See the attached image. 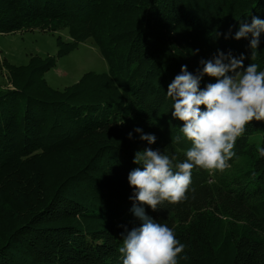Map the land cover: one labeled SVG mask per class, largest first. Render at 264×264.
Here are the masks:
<instances>
[{"label":"trees","instance_id":"obj_1","mask_svg":"<svg viewBox=\"0 0 264 264\" xmlns=\"http://www.w3.org/2000/svg\"><path fill=\"white\" fill-rule=\"evenodd\" d=\"M252 16L264 19V0H0V35L62 27L71 41H57V56L92 39L107 64L62 90L43 79L54 59L5 64L0 264H121V232L140 224L127 181L139 166L133 155L163 150L182 124L165 113L168 84L181 65L195 72L218 49L264 68V34L254 57L250 35L224 37ZM214 82L205 76L200 86ZM135 127L154 133L155 143L135 132L129 139ZM255 134L264 147V121L246 125L224 171L193 168L185 200L155 211L144 205L185 245L178 264H254L264 248V158H253ZM188 147L170 151L183 160ZM63 155L75 157L55 171Z\"/></svg>","mask_w":264,"mask_h":264},{"label":"clouds","instance_id":"obj_2","mask_svg":"<svg viewBox=\"0 0 264 264\" xmlns=\"http://www.w3.org/2000/svg\"><path fill=\"white\" fill-rule=\"evenodd\" d=\"M262 34L264 19L252 16L250 22L239 21L234 34L230 26L224 37L239 40L250 35L248 46L254 57ZM244 59L243 54L237 57L218 49L210 59H201L195 72L181 65L179 74L168 84L165 113L170 112L171 118L182 124L172 126L170 143L163 150L145 147L133 155V163L139 166L128 173L127 181L133 189L131 212L140 224L121 232V264H178V254L185 245L167 223L148 216L144 205L155 211L165 202L185 200L193 168L224 171L237 155L235 145L246 125L252 120L264 121V68L258 63L245 67ZM205 76L215 78V82L201 88ZM133 132L149 146L157 139L140 127L128 133L129 139ZM183 142H190V147L182 150L184 159L178 160L170 148ZM257 153L264 158V147H258Z\"/></svg>","mask_w":264,"mask_h":264},{"label":"rangeland","instance_id":"obj_3","mask_svg":"<svg viewBox=\"0 0 264 264\" xmlns=\"http://www.w3.org/2000/svg\"><path fill=\"white\" fill-rule=\"evenodd\" d=\"M67 29L62 27L57 30L16 32L0 35V91L9 88V78L5 70V64L12 66H25L32 57L40 59L51 58L54 63L49 71L45 72L43 79L46 84L56 90L73 85L79 81L81 76L87 72L102 74L107 71V64L102 57L99 48L92 39L79 43L73 50L63 56H57V41L70 42ZM261 136L255 134L250 138L251 144L260 147ZM255 153L253 158L257 157ZM74 155H63L58 157L55 171L62 163L73 159ZM38 162L34 161V167ZM254 264H264V248L257 252Z\"/></svg>","mask_w":264,"mask_h":264}]
</instances>
